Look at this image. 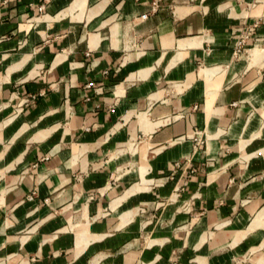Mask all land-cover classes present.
Instances as JSON below:
<instances>
[{
    "label": "crops",
    "instance_id": "0c3cea01",
    "mask_svg": "<svg viewBox=\"0 0 264 264\" xmlns=\"http://www.w3.org/2000/svg\"><path fill=\"white\" fill-rule=\"evenodd\" d=\"M0 264H264V0H0Z\"/></svg>",
    "mask_w": 264,
    "mask_h": 264
},
{
    "label": "built area",
    "instance_id": "2783aa9c",
    "mask_svg": "<svg viewBox=\"0 0 264 264\" xmlns=\"http://www.w3.org/2000/svg\"><path fill=\"white\" fill-rule=\"evenodd\" d=\"M156 7V3H153V9ZM145 16V15H144ZM246 50L245 47V37H239L234 44L233 48V55L235 57L240 56L244 51ZM194 140H196L199 143L203 142V136H202V131H196L195 135L193 136Z\"/></svg>",
    "mask_w": 264,
    "mask_h": 264
}]
</instances>
